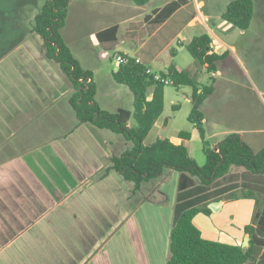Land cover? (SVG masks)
<instances>
[{"label": "crops", "instance_id": "obj_1", "mask_svg": "<svg viewBox=\"0 0 264 264\" xmlns=\"http://www.w3.org/2000/svg\"><path fill=\"white\" fill-rule=\"evenodd\" d=\"M102 1L107 3L104 15L112 21L92 32L91 37L100 48L99 57L106 58L110 51L101 47L97 32L116 25L119 45L125 41L122 34L130 23L142 21L174 0L149 10L145 6L150 0L144 5L129 0ZM209 16L201 11L197 0H185L154 33L144 37L134 55L117 54L140 59L151 73L165 72L172 63L178 70H187L198 82L209 84L201 81L185 47L196 36L193 29L204 28L203 32L212 39L211 49L217 54L235 49L210 27ZM185 29L190 34L188 41H179V48L170 46ZM3 31L0 32V264H165L179 173L167 170L145 183L137 197L138 204L132 206L130 183L114 170L101 176L110 164L109 157L130 144L118 134L101 130L89 122H77L68 102L72 84L59 64L46 57L40 35L30 28L10 42L8 39L14 37L13 34ZM181 53L183 64L179 61ZM159 60L163 70L153 71L148 64L161 66ZM200 65L206 68V64ZM208 74L213 92L201 105L203 138L190 123L187 129L190 138L182 141L181 130L174 129L175 114L162 119L159 116L150 129H161L162 135L156 133V138H168L175 144L183 142L191 155L192 148L197 147L192 146L194 139H199L203 152L204 144L214 147L223 136L239 134L237 129L212 125L204 113L215 92L214 79L220 71ZM189 92H184L187 100ZM95 100L107 110L96 94ZM115 106V111L118 108L130 110L118 103ZM175 110L179 112L180 107ZM145 139V144L155 140L145 142ZM242 170L231 168L226 176L230 179ZM145 187L151 192L166 193V200L143 196ZM217 200L220 204L215 210L197 213L193 223L206 239L241 245L245 236H249L244 226L264 207V196L255 194L211 202Z\"/></svg>", "mask_w": 264, "mask_h": 264}, {"label": "trees", "instance_id": "obj_2", "mask_svg": "<svg viewBox=\"0 0 264 264\" xmlns=\"http://www.w3.org/2000/svg\"><path fill=\"white\" fill-rule=\"evenodd\" d=\"M129 1L144 5L149 0ZM69 2L45 0L34 15L31 30L42 38L46 57L56 61L70 80L73 90L68 102L77 122H89L101 130L118 134L130 144L122 152H115L109 157L110 164L101 176L114 170L130 183L132 206L138 204L139 192L145 183L157 179L167 170L179 173L165 264H264V207L254 213L250 224L244 226V231L250 237L245 252L239 244L204 238L193 223L197 213H210L208 204L211 200L253 197L255 194L264 196V145L254 150L241 140L238 133H229L219 139L214 147L203 145L205 162L198 165L183 142L175 144L168 138H156L145 144L146 135L164 109L165 84L156 81L153 74H148V68L141 60L136 61L135 57L129 56L127 63L117 65L112 77L117 83L127 86L132 93V111L118 108L110 112L102 109L95 100L96 84L92 71L82 68L61 34ZM184 3L185 0L171 1L145 16L142 21L130 23L122 38L139 45L145 36L154 33ZM252 12L253 0H231L221 13V18L239 29H246ZM116 33V25L97 32V39L103 49H116L119 43ZM211 42L210 35L202 32L185 44L193 59L206 64L208 73L216 71L218 63L227 55V52H213ZM160 75L172 80L171 85L174 87H190L187 96L192 107L188 120L203 138L204 114L201 105L213 92L212 83L202 84L187 70H178L172 63ZM149 88L150 98L147 97ZM174 107L175 110L178 106ZM131 118L135 121L134 126L129 125ZM179 137L182 141L188 140L190 132L181 130ZM233 166L242 167L243 170L239 175L232 176L229 183L219 185L218 180L226 176ZM236 189L243 191L239 195L235 193ZM165 200L166 197L163 202Z\"/></svg>", "mask_w": 264, "mask_h": 264}, {"label": "rangeland", "instance_id": "obj_3", "mask_svg": "<svg viewBox=\"0 0 264 264\" xmlns=\"http://www.w3.org/2000/svg\"><path fill=\"white\" fill-rule=\"evenodd\" d=\"M44 1L0 0V32L9 30L10 35L14 36L8 39L10 42L16 40L20 34L24 35L27 29L32 28L34 15L39 11ZM166 1L168 0H150L145 9L161 6ZM229 1L231 0H197L201 11L210 15V27L235 47L234 50H229L218 63L220 75L214 79L215 92L206 104L208 107L206 106L204 113L212 125L218 124L228 129H237L242 138L244 136V141L257 150L264 145V0H253L252 17L246 29H239L221 18V13ZM105 4L107 3L102 0H72L68 6L65 24L61 32L81 65L92 71L96 83V98L103 103V107L108 111L115 112V105L118 103L122 107H129L132 111V93L127 86L114 81L112 73L117 69V53L126 52L134 55L137 45L121 41L115 50L108 52V57L100 58L98 55L100 48L91 37L92 32L98 31L112 21L110 17L104 15ZM203 31H205L204 28L196 27L193 29V35H198ZM189 35L185 29L182 34L170 42V46L179 48L178 42L186 43ZM157 39H154L152 43ZM166 41L165 39L164 43ZM164 56H167V53ZM188 57L194 61L193 64L199 71L201 81L203 83L208 81L211 84L212 81L206 68H203L190 55ZM179 61L184 63L182 53ZM158 62L161 63L160 60ZM148 65L152 67L153 71L163 70L162 63L161 66ZM189 90L190 88L187 86L178 88L171 84L164 86V109L159 119L175 114L174 129L187 130L190 126L188 115L192 104L184 96V92ZM150 93L151 90L148 89V97ZM174 105L180 107L179 112L173 109ZM129 125H135L133 118L129 120ZM156 133L162 135L161 129H152L145 142L155 139ZM199 143V139L192 141V146L196 144L197 147L195 150L192 148L191 153L196 163L201 165L205 161V155L201 152ZM241 169L242 167H232L233 171ZM232 179L226 176L220 179L219 183H225ZM167 191L169 194L171 193L170 190ZM242 191V189H236L235 193L240 195ZM143 196L148 199H154L156 196L163 200L166 193L151 192L149 187H145Z\"/></svg>", "mask_w": 264, "mask_h": 264}, {"label": "built area", "instance_id": "obj_4", "mask_svg": "<svg viewBox=\"0 0 264 264\" xmlns=\"http://www.w3.org/2000/svg\"><path fill=\"white\" fill-rule=\"evenodd\" d=\"M136 61H139L140 59L138 58H135ZM129 61V56L127 55H124V54H118L116 56V62H117V65L119 64H122V63H127ZM146 72L148 74H153V77L156 81H159V82H162L164 84H172V80L170 79H167V78H164L162 77L160 74L158 73H151L149 69L146 70Z\"/></svg>", "mask_w": 264, "mask_h": 264}, {"label": "water", "instance_id": "obj_5", "mask_svg": "<svg viewBox=\"0 0 264 264\" xmlns=\"http://www.w3.org/2000/svg\"><path fill=\"white\" fill-rule=\"evenodd\" d=\"M240 135V134H239ZM240 138L242 140V136L240 135ZM220 204V200H217V201H212L208 204V207L211 209V210H215L216 207H218ZM249 236H245V238L243 239L242 241V244H241V247L243 249V251L245 252L248 245H249ZM248 264H253V263H248Z\"/></svg>", "mask_w": 264, "mask_h": 264}]
</instances>
